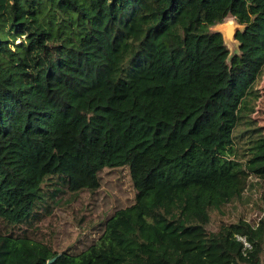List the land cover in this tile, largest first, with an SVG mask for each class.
<instances>
[{"label": "trees", "instance_id": "obj_1", "mask_svg": "<svg viewBox=\"0 0 264 264\" xmlns=\"http://www.w3.org/2000/svg\"><path fill=\"white\" fill-rule=\"evenodd\" d=\"M263 75L264 0H0V264H264V195L256 226L209 229L264 187ZM113 167L135 202L86 250L16 233Z\"/></svg>", "mask_w": 264, "mask_h": 264}, {"label": "rangeland", "instance_id": "obj_2", "mask_svg": "<svg viewBox=\"0 0 264 264\" xmlns=\"http://www.w3.org/2000/svg\"><path fill=\"white\" fill-rule=\"evenodd\" d=\"M231 20L237 24L234 18H229L212 30L223 31V25ZM238 48L236 46L230 51L236 52ZM257 89L260 98L255 103L252 118L257 121L258 128L264 133V75ZM99 176L101 186L95 193L86 190L72 196L59 185L65 194L62 192L57 194L58 203L52 204V213L21 227L16 233L51 246L58 252L79 253L86 250L102 235L106 221L117 210L135 202L136 191L128 167L105 168ZM263 195V185L257 179L251 178L242 200L228 204L221 212L212 214L209 229L217 230L222 224L231 223L238 218H243L256 226L262 216L257 205L260 204ZM39 212L42 215L43 209ZM5 231V224L0 222V232Z\"/></svg>", "mask_w": 264, "mask_h": 264}, {"label": "water", "instance_id": "obj_3", "mask_svg": "<svg viewBox=\"0 0 264 264\" xmlns=\"http://www.w3.org/2000/svg\"><path fill=\"white\" fill-rule=\"evenodd\" d=\"M243 27V28H241ZM244 26H241L240 24H236L235 22L233 23H226L225 25H223V31H217L219 33H221L223 35L224 38V42L226 44V46L228 47V49L232 50L234 49L236 46L240 47V43L236 40V35L237 32L239 30H243ZM239 53V48L238 51H234L233 53L230 51V56H229V61L236 55ZM57 257L51 259L48 263L51 264L56 260Z\"/></svg>", "mask_w": 264, "mask_h": 264}, {"label": "bare ground", "instance_id": "obj_4", "mask_svg": "<svg viewBox=\"0 0 264 264\" xmlns=\"http://www.w3.org/2000/svg\"><path fill=\"white\" fill-rule=\"evenodd\" d=\"M228 23H230V24H231V23H233V21L231 20V21H229Z\"/></svg>", "mask_w": 264, "mask_h": 264}]
</instances>
